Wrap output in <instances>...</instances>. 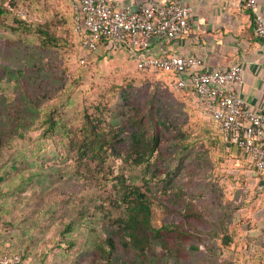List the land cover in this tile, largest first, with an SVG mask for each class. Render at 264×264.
<instances>
[{"label": "rangeland", "instance_id": "1", "mask_svg": "<svg viewBox=\"0 0 264 264\" xmlns=\"http://www.w3.org/2000/svg\"><path fill=\"white\" fill-rule=\"evenodd\" d=\"M0 4L12 13V27L0 25V246L21 253L26 264H107L100 252L110 249L111 222L119 215L116 182L82 169L74 142L87 117L111 134L146 112L160 121L163 150L175 158L183 149L186 159L172 185L204 219L189 220L198 229L183 258L157 248L144 261L119 245L113 264H239L243 258L231 252L247 241L248 225H264V193L255 198L258 186L245 161L225 147L194 96L174 88L163 73L139 70L121 49L91 52L83 62L76 0ZM15 14L55 35L60 45L15 28ZM129 142L119 146L108 169L111 177L123 172L140 184L142 170L117 158L126 155ZM154 217L159 225L183 220L175 210ZM232 227L240 246L227 248L224 236Z\"/></svg>", "mask_w": 264, "mask_h": 264}, {"label": "trees", "instance_id": "2", "mask_svg": "<svg viewBox=\"0 0 264 264\" xmlns=\"http://www.w3.org/2000/svg\"><path fill=\"white\" fill-rule=\"evenodd\" d=\"M8 14L12 13L6 6L0 4L1 26L12 27ZM13 23L17 29L38 33L49 45H60L55 35L40 26L36 27L16 14ZM81 41L80 39L82 56L87 55V60L90 53L82 48ZM103 49L112 50L105 39L98 42L95 51ZM121 50L127 52L125 49ZM160 73L167 75L171 82L170 73ZM184 91H189L195 98L193 88L190 87ZM202 112L204 113L203 110ZM210 122L217 127L225 147L229 150L235 149L239 153L245 161L248 177L253 183L257 181L256 185L259 186L258 183L264 179V173L255 166L251 157L233 142L231 136L222 132L214 121L210 120ZM124 131L129 134V138L121 137ZM79 133L82 138L74 142V150L80 167L89 171L96 170L97 175L94 177L104 179L105 182H111L113 179L116 182L114 186L118 195L113 203L120 209L119 215L111 222L114 231L107 240V247L110 249L101 248L100 257L107 264H113L111 255L114 251H118L119 245L144 261L148 260L157 248H161L163 254L175 258L185 257L189 251L186 243L196 236L198 229L197 224L189 220L192 218L203 220L204 214L192 203L184 202V191L172 185L174 176L180 172L186 157H184L183 149H179L175 161L168 150H163L160 121L153 113L140 112L128 119L125 129L110 134L91 117H87ZM127 142L129 144L126 155L117 158L122 159L123 163L131 169L142 170L143 177L140 184L123 172L111 177L112 174L108 169L109 160L114 158L112 157L114 154H119V146ZM173 163L176 165L172 166ZM262 189H258L255 198L259 191L264 193V188ZM171 210L180 214L183 220L179 223L170 222L160 225L156 223L154 217L156 213H170ZM233 228L229 229L224 236L223 244L227 248L235 243L236 232ZM70 231V228L65 230L66 233ZM244 231L247 241L243 240L240 250L231 252L232 255L239 254L243 258L239 264H264V228L248 225ZM236 242L235 246L239 245L238 241ZM6 252L19 254L22 258L21 264H26L21 253L11 250L10 247L0 246V256Z\"/></svg>", "mask_w": 264, "mask_h": 264}, {"label": "built area", "instance_id": "3", "mask_svg": "<svg viewBox=\"0 0 264 264\" xmlns=\"http://www.w3.org/2000/svg\"><path fill=\"white\" fill-rule=\"evenodd\" d=\"M254 13L255 33L264 38V18L257 0H244ZM191 7L180 0L161 5L117 6L111 0H76V30L82 48L91 53L102 39L112 50L125 49L139 70L166 72L171 85L179 90L193 88L197 105L209 120L232 137L233 142L249 155L264 173V111L256 112L230 85H242L244 70L239 64L228 69L207 70L196 56L149 55L157 39L171 40L192 28ZM82 56V61H86ZM19 254L6 252L0 264H21Z\"/></svg>", "mask_w": 264, "mask_h": 264}, {"label": "crops", "instance_id": "4", "mask_svg": "<svg viewBox=\"0 0 264 264\" xmlns=\"http://www.w3.org/2000/svg\"><path fill=\"white\" fill-rule=\"evenodd\" d=\"M111 1L137 10L141 5L176 0ZM180 1L193 10L192 28L171 40H155L147 53L155 57L196 56L204 61L207 70L228 69L239 64L244 70L243 83L230 85L229 89H235L254 111H264V38L255 33L254 13L244 0ZM257 1L258 11L264 18V0ZM258 185V189L264 188V179Z\"/></svg>", "mask_w": 264, "mask_h": 264}]
</instances>
